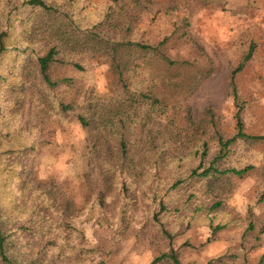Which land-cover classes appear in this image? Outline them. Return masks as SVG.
Instances as JSON below:
<instances>
[{
    "label": "rangeland",
    "instance_id": "rangeland-1",
    "mask_svg": "<svg viewBox=\"0 0 264 264\" xmlns=\"http://www.w3.org/2000/svg\"><path fill=\"white\" fill-rule=\"evenodd\" d=\"M44 1L47 12L0 0L4 254L175 264L173 248L181 264H264V140L239 138L216 160L239 109L245 131L264 134V0ZM60 25L77 40L59 44L51 86L38 59ZM97 39L155 48L119 53L118 79ZM250 49L236 100L230 73ZM212 163L220 172L203 176Z\"/></svg>",
    "mask_w": 264,
    "mask_h": 264
},
{
    "label": "trees",
    "instance_id": "trees-1",
    "mask_svg": "<svg viewBox=\"0 0 264 264\" xmlns=\"http://www.w3.org/2000/svg\"><path fill=\"white\" fill-rule=\"evenodd\" d=\"M30 3H33L34 5H37L38 7H41L42 9H45L47 12V4L45 3L44 0H31ZM3 36H5V34L0 33V66H2L4 63V59H7L9 57L12 58V51H10V49L8 48L10 45L5 44L4 43V38ZM51 37L55 40L54 44L49 48V50L46 52V54H44L43 56H40L38 59L39 62V71L40 74L42 75V77L44 78V80L51 86L56 85L55 82L52 81L51 78V68L54 64V62L56 61V55L59 53V44L60 43H66V44H74L75 41L77 40L76 36L73 34L71 35L66 28H64L63 26H57V28L53 29L51 32ZM96 42L100 43V45H103L102 47L107 49V52H109L110 50L113 53V63H115L116 65V73H118L119 78H121V69L123 68V65H121L120 61L117 60V55L119 53L122 52H126V51H131L132 48L134 47H140L142 49L146 48L148 50H150L151 48H155L149 45H144L141 44L140 42H131V41H127V42H104L103 40H96ZM252 49H250V51L244 56V58H242V60L239 62V64L234 67L231 70L230 73V87H231V91L232 94L234 96V98L237 100L239 98V94H238V89H237V84H236V76L238 74L239 71H241L244 68V65L246 63V61H248L251 56H252ZM127 53V52H126ZM115 61V62H114ZM63 82H71V80L68 79H63ZM208 117L211 118V123L215 124L216 121H218V119L216 118V113H214L213 108L208 105L206 110H205V116L204 119L207 120ZM236 117H237V132L234 136L224 139L223 136H219V144H220V150L216 156V160L222 159L228 152L229 150V146L236 141L237 139H244V140H253V141H259V140H264V134H249L245 131L244 129V123L243 120L241 118V109H239L236 113ZM79 119L85 124L86 123V117L84 115H80ZM3 124V122H1ZM3 129L2 126L0 127V136H2L4 139L8 138L11 140V138L13 136L7 137V135L9 136V132L5 131L6 129V124H4V131L1 130ZM216 163V162H214ZM210 164L209 167L205 168V170L202 172V175L205 177H210L211 175H214L216 173H219L220 170L217 167L216 164ZM246 169H242V170H237V169H231L230 171L241 175ZM225 172H227L225 170ZM218 229V228H217ZM215 229V230H217ZM10 231V226L8 225V223L3 220L2 218H0V255L3 257L4 260H6L7 264H49L48 262H45L44 260H39V258H35V255L32 250H29L30 252H25V255H22L21 258L19 260L20 263L18 261H15L13 259H11L10 257H8L7 255L4 254V243L7 241V236L8 233ZM262 231H264V225L262 227ZM42 232H44V229L42 230ZM36 254V253H35ZM39 255V254H38ZM173 261L175 264H181L180 262V258L178 256V254L175 252V250L172 248L170 254H167ZM37 256V255H36ZM40 256V255H39ZM164 256H166V254L161 255L157 258H155L151 264H155L158 261H160ZM264 258V255H263ZM35 259V260H34Z\"/></svg>",
    "mask_w": 264,
    "mask_h": 264
}]
</instances>
